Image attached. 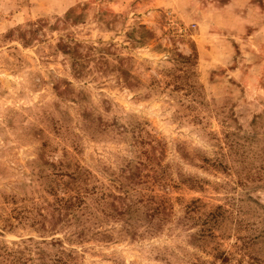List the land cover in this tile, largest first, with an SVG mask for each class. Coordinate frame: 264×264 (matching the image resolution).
Instances as JSON below:
<instances>
[{
	"label": "rangeland",
	"instance_id": "1",
	"mask_svg": "<svg viewBox=\"0 0 264 264\" xmlns=\"http://www.w3.org/2000/svg\"><path fill=\"white\" fill-rule=\"evenodd\" d=\"M0 264H264V0H0Z\"/></svg>",
	"mask_w": 264,
	"mask_h": 264
}]
</instances>
